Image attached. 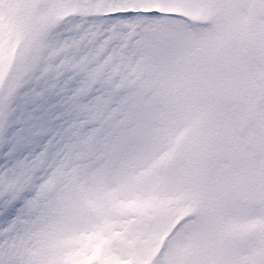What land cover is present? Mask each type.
Returning a JSON list of instances; mask_svg holds the SVG:
<instances>
[{
    "label": "snow or ice",
    "instance_id": "1",
    "mask_svg": "<svg viewBox=\"0 0 264 264\" xmlns=\"http://www.w3.org/2000/svg\"><path fill=\"white\" fill-rule=\"evenodd\" d=\"M0 264H264V0H0Z\"/></svg>",
    "mask_w": 264,
    "mask_h": 264
}]
</instances>
